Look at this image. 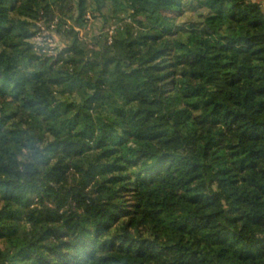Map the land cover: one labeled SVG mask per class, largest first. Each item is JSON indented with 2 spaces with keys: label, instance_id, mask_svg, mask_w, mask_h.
I'll list each match as a JSON object with an SVG mask.
<instances>
[{
  "label": "trees",
  "instance_id": "1",
  "mask_svg": "<svg viewBox=\"0 0 264 264\" xmlns=\"http://www.w3.org/2000/svg\"><path fill=\"white\" fill-rule=\"evenodd\" d=\"M196 1L0 0V264H264V0Z\"/></svg>",
  "mask_w": 264,
  "mask_h": 264
},
{
  "label": "rangeland",
  "instance_id": "2",
  "mask_svg": "<svg viewBox=\"0 0 264 264\" xmlns=\"http://www.w3.org/2000/svg\"><path fill=\"white\" fill-rule=\"evenodd\" d=\"M185 7L184 12L181 16L177 18V22L181 23H191L201 21V14L205 13L207 10L202 7H197L196 9L193 8L197 6L196 0H184ZM66 16V15H64ZM87 24L84 29H82L79 33V37L83 39L84 44L88 47H97L95 44L96 36L102 35L101 41L104 38L109 42L111 39L112 34H114L116 28L120 23L116 21V19L110 18L107 23H104L101 18H93L89 16ZM68 22H70L69 16H66ZM54 18L52 22H50V28H47V24H45L44 19H39L36 23V33L33 37L35 43L36 50H45L48 54H56L59 50L66 46V43L70 41V37L65 35L64 32H60L57 30L54 22ZM55 27V28H54ZM79 29V27H76Z\"/></svg>",
  "mask_w": 264,
  "mask_h": 264
}]
</instances>
